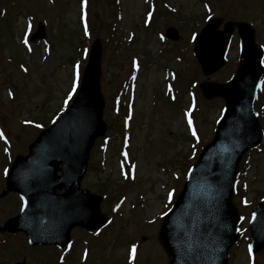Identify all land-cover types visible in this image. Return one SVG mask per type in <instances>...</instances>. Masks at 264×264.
Listing matches in <instances>:
<instances>
[{"label": "rangeland", "instance_id": "obj_1", "mask_svg": "<svg viewBox=\"0 0 264 264\" xmlns=\"http://www.w3.org/2000/svg\"><path fill=\"white\" fill-rule=\"evenodd\" d=\"M208 3L0 0V190L3 173L14 156L25 155L28 144L44 128L42 123L50 125L70 103L95 38L102 46L100 88L108 128L94 143L89 157V165H94H88L82 180L83 187L102 195L100 209L108 216L107 225L94 234L74 228L71 250L69 246L60 254L52 246L30 247L22 234H0V261H168L157 239L162 212L180 190L187 164L196 160L201 146L212 138L224 108L221 97L204 98L198 83L227 81L237 67L240 52L234 29L227 45L226 65L204 76L190 51L198 25L211 17L219 19L217 29L229 22H246L254 29V43L264 51V0ZM41 21L44 38L30 41V34ZM168 27L177 29V40L166 37ZM189 87L192 93L187 92ZM174 94L178 96L169 101ZM255 107L264 131V77ZM184 156L185 166L181 165ZM236 187L241 190L240 196L233 197L241 235L229 250L228 264H264V249L252 253L249 248L251 206L264 198V135L259 146L240 160ZM19 207L15 193L0 199V224Z\"/></svg>", "mask_w": 264, "mask_h": 264}, {"label": "water", "instance_id": "obj_2", "mask_svg": "<svg viewBox=\"0 0 264 264\" xmlns=\"http://www.w3.org/2000/svg\"><path fill=\"white\" fill-rule=\"evenodd\" d=\"M218 25L219 19H211L194 42V52L205 75L224 64L226 43L234 28L229 22L220 31ZM237 26L243 49L233 79L226 84H200L206 98L222 96L226 109L213 140L203 148L174 206L163 219L158 239L170 258L168 264H227V251L238 239V213L231 202L233 179L241 155L261 138L254 99L264 69L253 29L245 23ZM174 32L169 29L168 36L176 38ZM43 35L37 32L32 39ZM100 56L101 46L96 40L80 88L68 109L40 132L28 146L26 156H16L0 197L14 190L24 204L19 214L0 226L1 232L23 231L32 244L54 243L62 247L74 226L94 229L104 223L101 198L79 186L93 142L106 131ZM57 189L65 192L57 194ZM252 214L251 244L259 250L264 247V200L253 207Z\"/></svg>", "mask_w": 264, "mask_h": 264}, {"label": "snow or ice", "instance_id": "obj_3", "mask_svg": "<svg viewBox=\"0 0 264 264\" xmlns=\"http://www.w3.org/2000/svg\"><path fill=\"white\" fill-rule=\"evenodd\" d=\"M189 123H191V122H189ZM193 134H195V133H193ZM2 135H3V134L0 133V136H2ZM169 195H171V193H170ZM132 252H133V253L135 252V246H133Z\"/></svg>", "mask_w": 264, "mask_h": 264}, {"label": "bare ground", "instance_id": "obj_4", "mask_svg": "<svg viewBox=\"0 0 264 264\" xmlns=\"http://www.w3.org/2000/svg\"><path fill=\"white\" fill-rule=\"evenodd\" d=\"M159 75V73H157V75L156 76H158Z\"/></svg>", "mask_w": 264, "mask_h": 264}]
</instances>
